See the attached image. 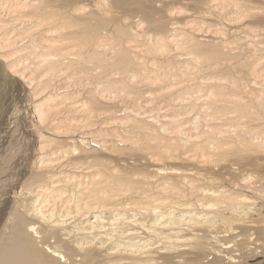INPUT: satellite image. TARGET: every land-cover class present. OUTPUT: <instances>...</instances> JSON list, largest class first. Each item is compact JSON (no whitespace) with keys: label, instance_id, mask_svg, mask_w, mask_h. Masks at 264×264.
Here are the masks:
<instances>
[{"label":"bare ground","instance_id":"obj_1","mask_svg":"<svg viewBox=\"0 0 264 264\" xmlns=\"http://www.w3.org/2000/svg\"><path fill=\"white\" fill-rule=\"evenodd\" d=\"M0 264H264V0H0Z\"/></svg>","mask_w":264,"mask_h":264}]
</instances>
